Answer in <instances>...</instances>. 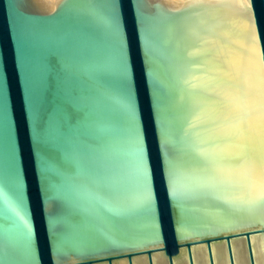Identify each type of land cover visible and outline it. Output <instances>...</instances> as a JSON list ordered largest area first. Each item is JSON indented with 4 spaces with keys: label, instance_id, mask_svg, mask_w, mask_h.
Returning a JSON list of instances; mask_svg holds the SVG:
<instances>
[{
    "label": "water",
    "instance_id": "water-1",
    "mask_svg": "<svg viewBox=\"0 0 264 264\" xmlns=\"http://www.w3.org/2000/svg\"><path fill=\"white\" fill-rule=\"evenodd\" d=\"M264 0H0V264H264Z\"/></svg>",
    "mask_w": 264,
    "mask_h": 264
},
{
    "label": "snow or ice",
    "instance_id": "snow-or-ice-1",
    "mask_svg": "<svg viewBox=\"0 0 264 264\" xmlns=\"http://www.w3.org/2000/svg\"><path fill=\"white\" fill-rule=\"evenodd\" d=\"M262 198H264V193H262Z\"/></svg>",
    "mask_w": 264,
    "mask_h": 264
}]
</instances>
